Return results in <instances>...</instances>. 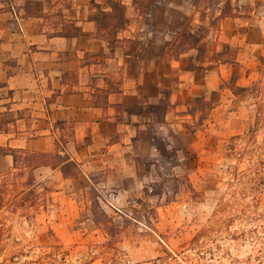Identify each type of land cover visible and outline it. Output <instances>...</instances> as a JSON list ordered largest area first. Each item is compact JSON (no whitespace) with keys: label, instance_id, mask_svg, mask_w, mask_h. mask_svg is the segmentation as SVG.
<instances>
[{"label":"rangeland","instance_id":"374dc122","mask_svg":"<svg viewBox=\"0 0 264 264\" xmlns=\"http://www.w3.org/2000/svg\"><path fill=\"white\" fill-rule=\"evenodd\" d=\"M223 1L123 0L121 46L146 76L116 105L144 113H117L132 134L104 123L75 143V125H59V152L32 153L0 191V264H264V0H233L234 16L217 22L209 41L225 62L166 54L187 26L217 20ZM161 100L167 113L151 114ZM67 157L78 168L64 176L55 166ZM11 173L0 167V184Z\"/></svg>","mask_w":264,"mask_h":264},{"label":"crops","instance_id":"0c3cea01","mask_svg":"<svg viewBox=\"0 0 264 264\" xmlns=\"http://www.w3.org/2000/svg\"><path fill=\"white\" fill-rule=\"evenodd\" d=\"M109 1L129 5L123 0H0V125L12 121L7 131L0 126V167L14 166L13 151L58 153L59 125H75L72 143L104 123L132 134L134 125L118 120L115 105L137 95L146 67L122 46L111 53L98 38L89 20L92 2L109 11ZM72 27L82 33L61 34ZM133 59L141 60L136 73ZM114 85L118 89L112 92Z\"/></svg>","mask_w":264,"mask_h":264},{"label":"trees","instance_id":"16d2710c","mask_svg":"<svg viewBox=\"0 0 264 264\" xmlns=\"http://www.w3.org/2000/svg\"><path fill=\"white\" fill-rule=\"evenodd\" d=\"M158 0H132L133 5L135 7H147ZM233 0H224L223 5L220 9V16L217 20L210 22L209 26H202L197 27L195 30L192 26H187L183 32L176 38L173 42L166 43L168 47L167 54L173 60H178L183 54L189 51H196L197 56L196 59L199 62H222L225 59L224 54L219 53L217 51V45L214 44L213 47L210 45V35L212 34L213 30H217V22L224 18H229L234 16V7L232 4ZM92 6L97 9V13L91 15L89 20L94 22L97 27V36L98 38L102 39L109 45V49L111 53L115 52L117 47H121L124 39L120 38V34L125 32L130 24V18L128 16L127 7L124 4L119 2L109 1V11L101 10L100 6L92 2ZM220 6V5H219ZM215 28V29H214ZM82 33L81 29L72 27L68 32L61 33L63 36H70V35H79ZM128 43L136 44L132 40L126 41ZM140 45V44H138ZM141 46V45H140ZM126 55H134L133 52L126 50ZM225 62V61H224ZM12 92L9 93V96L12 97ZM201 101V100H200ZM108 102H106V105ZM117 113L125 112L128 116H141L144 113L143 106L139 105H115ZM170 108V103L164 106V101H160L158 105L150 106L151 114L156 115L158 112L164 111L167 113L168 109ZM10 119H6L5 121L1 122V129L7 131L6 124L12 121H8ZM155 140L154 138L152 139ZM159 151L161 149L156 145L153 144ZM14 157V166H13V173H11L12 183H8L4 181V184H0V191H8L11 186L14 185V178L20 176L26 169H28L27 163L33 157L32 153L20 150L16 152H12L11 154ZM38 156V155H37ZM60 156V154H58ZM62 165H57L55 168L61 167L64 176L65 172L64 169L70 166H75L78 168V164L70 160V158H66ZM43 166H50L48 163H38L35 166H32V169H37ZM33 181V178H29Z\"/></svg>","mask_w":264,"mask_h":264}]
</instances>
